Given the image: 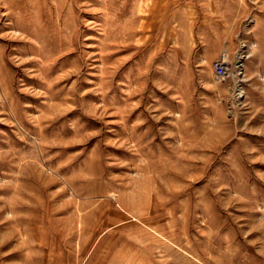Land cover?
<instances>
[{"label":"rangeland","instance_id":"1","mask_svg":"<svg viewBox=\"0 0 264 264\" xmlns=\"http://www.w3.org/2000/svg\"><path fill=\"white\" fill-rule=\"evenodd\" d=\"M0 264H264V0H0Z\"/></svg>","mask_w":264,"mask_h":264},{"label":"built area","instance_id":"2","mask_svg":"<svg viewBox=\"0 0 264 264\" xmlns=\"http://www.w3.org/2000/svg\"><path fill=\"white\" fill-rule=\"evenodd\" d=\"M214 69L216 76L218 78H224L227 76V67H226V55L222 54L217 60L214 62Z\"/></svg>","mask_w":264,"mask_h":264}]
</instances>
